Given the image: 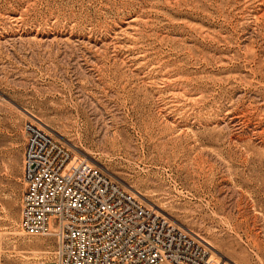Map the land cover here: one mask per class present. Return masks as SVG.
Masks as SVG:
<instances>
[{
	"label": "rangeland",
	"instance_id": "obj_1",
	"mask_svg": "<svg viewBox=\"0 0 264 264\" xmlns=\"http://www.w3.org/2000/svg\"><path fill=\"white\" fill-rule=\"evenodd\" d=\"M29 120L264 264V0H0V264L55 259L19 226Z\"/></svg>",
	"mask_w": 264,
	"mask_h": 264
},
{
	"label": "built area",
	"instance_id": "obj_2",
	"mask_svg": "<svg viewBox=\"0 0 264 264\" xmlns=\"http://www.w3.org/2000/svg\"><path fill=\"white\" fill-rule=\"evenodd\" d=\"M24 129L19 226L56 240L55 259L36 264H230L43 126Z\"/></svg>",
	"mask_w": 264,
	"mask_h": 264
},
{
	"label": "crops",
	"instance_id": "obj_3",
	"mask_svg": "<svg viewBox=\"0 0 264 264\" xmlns=\"http://www.w3.org/2000/svg\"><path fill=\"white\" fill-rule=\"evenodd\" d=\"M47 262H52V261H47Z\"/></svg>",
	"mask_w": 264,
	"mask_h": 264
},
{
	"label": "bare ground",
	"instance_id": "obj_4",
	"mask_svg": "<svg viewBox=\"0 0 264 264\" xmlns=\"http://www.w3.org/2000/svg\"><path fill=\"white\" fill-rule=\"evenodd\" d=\"M214 248V247H213ZM215 249V248H214ZM216 250V249H215Z\"/></svg>",
	"mask_w": 264,
	"mask_h": 264
}]
</instances>
